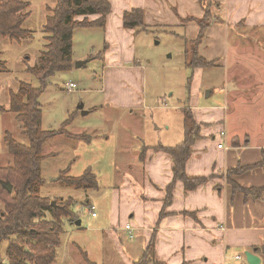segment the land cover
I'll list each match as a JSON object with an SVG mask.
<instances>
[{"label":"rangeland","instance_id":"1","mask_svg":"<svg viewBox=\"0 0 264 264\" xmlns=\"http://www.w3.org/2000/svg\"><path fill=\"white\" fill-rule=\"evenodd\" d=\"M29 1L31 6L27 10L30 17L23 24L28 35L20 42L9 39L0 41V59L5 62V68L0 67V106L7 109L11 92L17 93L22 83L31 84L34 88L41 86L40 79L30 69L40 65V57L47 50L48 34L43 26L51 14L49 9L56 7L57 0ZM109 1L112 11L113 4ZM188 3L187 0H148L145 24L149 31L131 34L133 40L125 46L128 53H133L132 57L124 51L120 56L118 53V57L115 53L107 57L109 45H105L106 28L76 29L73 37V70L51 77L49 86L41 94L39 103L43 129L59 130L69 120L72 123L67 130L75 136L74 139L57 136L47 139L43 145V155L48 157L40 165L44 181L41 195L50 199H73L72 210L78 216L76 221L63 218L61 244L53 264H87L84 254L97 264H107L108 259L116 264L118 259L124 260L122 250L129 245L126 230L115 229L120 233L121 240V253L118 254L113 251L111 238L103 235L100 227L107 226L112 194L120 188L125 174L123 165L127 163V158L123 156L120 145L127 142L129 137L126 133L145 132L146 145H179L185 142L186 137L183 109L214 107L219 110L217 107L224 106L226 93L232 88L236 89L237 82L232 83L228 70L222 68L223 64H220L221 69L199 67L195 70L186 65L188 40H195L198 36V18L204 16L202 3L206 5L207 0H192V7H199L198 11L184 13L183 9ZM217 4L214 0L213 5ZM83 19L82 16L76 18L79 21ZM95 19L96 16L89 17V21ZM238 27H230L228 39L231 45L235 39H241L238 34L248 38L255 35L252 30H245L242 26L239 30ZM112 44L114 48L117 47L114 40ZM191 50L192 46L190 55L193 54ZM199 52L202 53L200 47ZM240 68L235 64L229 70V75L237 73ZM262 76L263 89L258 94V104L254 103L252 108L245 104L246 93L237 107V114L243 120H251L249 127L258 128L263 124L259 116L264 113V71ZM69 81L78 84V89L67 90ZM249 81L248 77L247 87L255 83ZM242 86L246 87L245 83ZM121 98L125 99V104L136 103V107H115L113 100L119 101ZM81 105L83 109H80ZM94 107L98 111L91 112ZM8 134L21 144L30 143L22 134L15 116L11 112L0 113V166H7L13 161L5 144ZM133 159L128 158L129 162ZM68 168L70 177H80L88 168H92L99 189L84 191L67 186L61 180V173ZM89 204L96 205L98 218L93 217ZM78 221L82 222L81 225H78ZM129 243L137 245L139 240ZM133 254L138 255L137 252ZM138 259L132 254L127 255L131 264Z\"/></svg>","mask_w":264,"mask_h":264},{"label":"crops","instance_id":"2","mask_svg":"<svg viewBox=\"0 0 264 264\" xmlns=\"http://www.w3.org/2000/svg\"><path fill=\"white\" fill-rule=\"evenodd\" d=\"M187 1L183 12H197L199 7H192V0ZM215 1L218 4L212 13L223 22L207 30L200 54L208 61L216 60L214 68L221 69L220 64H223L222 68L228 70V77L237 85L226 93L224 106L217 107L219 110L214 107L189 109L200 130L192 144L186 174L189 178L209 180L186 190L183 181H174V164L171 155L164 150L174 146L146 145L145 132L126 133L129 138L120 145L127 158L123 165L125 174L120 188L112 194L107 226L100 227L102 234L111 238L113 251L118 254L121 240L115 229L126 230L131 226L133 237L127 230L125 236L129 241L139 240L137 245L128 241V248L121 249L124 260L118 259V264H131L127 255L138 259L151 243L159 264H248L246 252L253 253L261 259L260 264H264V199H246L243 193L234 194L226 179L229 170L240 165H256L264 157V113L259 116L263 124L258 128L249 127L251 120H243L237 114L239 102L246 93L245 104L252 108L254 103L258 104V94L263 89L264 0ZM111 2L113 9L105 31V45H109L107 57L114 53L118 57L121 51L132 57L133 53H128L125 46L132 42L130 36L136 32L124 28L123 16L133 9L147 11L148 0ZM128 6L130 8L125 10ZM236 26H240L239 30L241 26L252 30L258 36L248 38L238 34L241 39H235L231 45L230 27ZM235 64L241 68L229 75ZM248 77L249 83L255 82V87H247ZM251 87L254 88L250 91ZM125 102L122 98L113 100L115 107L121 109L136 107V103ZM220 145L223 147L219 148ZM129 157L134 159L129 162ZM235 181L244 188H264V167L237 176ZM90 206L96 214L92 216L98 218L96 205ZM258 247L262 248V254L255 250ZM107 264L116 263L108 259Z\"/></svg>","mask_w":264,"mask_h":264},{"label":"trees","instance_id":"3","mask_svg":"<svg viewBox=\"0 0 264 264\" xmlns=\"http://www.w3.org/2000/svg\"><path fill=\"white\" fill-rule=\"evenodd\" d=\"M56 7L50 8V16L44 24L48 34L46 51L40 57V65L30 69L40 79V88L22 83L18 92H11L9 108L0 106V113L11 112L20 123L22 134L29 139V144L17 142L11 134L6 137V148L13 161L7 166H0V264H53L57 257V248L61 244L63 218L76 221L72 206L74 200L50 199L41 195L43 179L41 162L48 156L43 155V145L47 139L65 135L74 139L67 128L71 121H65L59 130H44L43 115L39 98L49 86V80L59 72H70L75 66L73 37L76 29L106 28L107 16L111 12L109 0H57ZM214 0L202 3L204 16L198 18L199 32L195 40H188L189 47L185 53L186 65L195 70L199 67L213 68L216 62L206 60L199 52V47L206 38L207 30L222 19L213 15ZM29 0H0V41L9 39L20 42L28 35L23 24L30 17ZM213 7H215L213 5ZM84 17L83 21L76 20ZM97 19L89 21V17ZM145 9H133L123 16V26L134 30L136 34L147 33ZM192 53L190 55V47ZM0 56L1 53H0ZM1 58V57H0ZM0 67L5 62L0 59ZM191 81V78H190ZM94 108L92 111H96ZM185 112V142L174 147L165 148L171 155L174 164V181L184 182L186 190L209 180V178H189L186 164L192 155V144L196 140L200 127L190 110ZM77 113V112H76ZM75 114V113H74ZM264 167L263 160L253 166H239L227 172V182L233 193H243L245 198L264 199V188H244L235 177L250 170ZM70 169L61 173V180L70 188L77 190L99 189L97 176L88 168L80 177L68 176ZM12 185V192L4 187ZM89 208H93L89 204ZM74 216V217H73ZM3 246V248H2ZM261 253L262 248H255ZM262 254V253H261ZM87 264H97L84 254ZM134 264H159L154 256V245L151 243L145 253Z\"/></svg>","mask_w":264,"mask_h":264},{"label":"water","instance_id":"4","mask_svg":"<svg viewBox=\"0 0 264 264\" xmlns=\"http://www.w3.org/2000/svg\"><path fill=\"white\" fill-rule=\"evenodd\" d=\"M76 66H79V64H76ZM83 105L80 106V109H83ZM84 115L86 114L85 112L83 113ZM4 187L8 189L9 192H12V185L11 184H4ZM78 225H81V222L78 221ZM246 259L248 264H260L261 259L254 255L253 253L246 252L245 253ZM7 264H9L8 261H6Z\"/></svg>","mask_w":264,"mask_h":264},{"label":"built area","instance_id":"5","mask_svg":"<svg viewBox=\"0 0 264 264\" xmlns=\"http://www.w3.org/2000/svg\"><path fill=\"white\" fill-rule=\"evenodd\" d=\"M66 88H67V90H69V91H72V90H77L78 89V84H76L75 82H73V81H69L67 84H66ZM223 147V145H220L219 146V148H222ZM91 211H93V208L91 209ZM93 215L95 216L96 214L95 213H93ZM221 229H223L224 230V227H221ZM126 230L131 234L130 235V237H133L132 236V229H131V226H127L126 227ZM237 259H240V257H236Z\"/></svg>","mask_w":264,"mask_h":264}]
</instances>
